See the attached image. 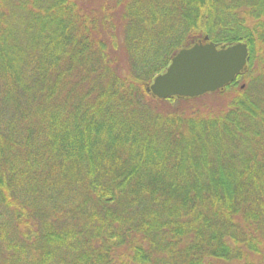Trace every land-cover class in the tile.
I'll return each instance as SVG.
<instances>
[{
  "label": "trees",
  "instance_id": "16d2710c",
  "mask_svg": "<svg viewBox=\"0 0 264 264\" xmlns=\"http://www.w3.org/2000/svg\"><path fill=\"white\" fill-rule=\"evenodd\" d=\"M204 36L232 80L146 90ZM260 82L264 0H0V264H264Z\"/></svg>",
  "mask_w": 264,
  "mask_h": 264
},
{
  "label": "water",
  "instance_id": "95a60500",
  "mask_svg": "<svg viewBox=\"0 0 264 264\" xmlns=\"http://www.w3.org/2000/svg\"><path fill=\"white\" fill-rule=\"evenodd\" d=\"M247 59L245 42L217 43L204 36V40L175 51L165 70L146 84V90L159 97L196 96L232 80Z\"/></svg>",
  "mask_w": 264,
  "mask_h": 264
},
{
  "label": "rangeland",
  "instance_id": "374dc122",
  "mask_svg": "<svg viewBox=\"0 0 264 264\" xmlns=\"http://www.w3.org/2000/svg\"><path fill=\"white\" fill-rule=\"evenodd\" d=\"M258 93L264 92V82H260ZM227 100V94L221 96V95H209L206 98L199 99L195 101L197 104H199L201 107L202 105L213 107L214 109H219L223 106L225 101Z\"/></svg>",
  "mask_w": 264,
  "mask_h": 264
}]
</instances>
